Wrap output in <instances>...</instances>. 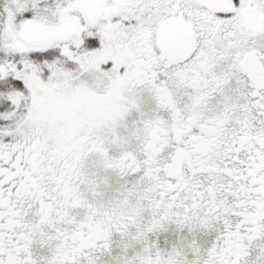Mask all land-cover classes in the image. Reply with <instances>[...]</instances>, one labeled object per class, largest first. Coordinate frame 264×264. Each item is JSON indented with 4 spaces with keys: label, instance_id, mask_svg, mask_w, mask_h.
<instances>
[{
    "label": "snow or ice",
    "instance_id": "snow-or-ice-1",
    "mask_svg": "<svg viewBox=\"0 0 264 264\" xmlns=\"http://www.w3.org/2000/svg\"><path fill=\"white\" fill-rule=\"evenodd\" d=\"M0 264H264V0H0Z\"/></svg>",
    "mask_w": 264,
    "mask_h": 264
}]
</instances>
